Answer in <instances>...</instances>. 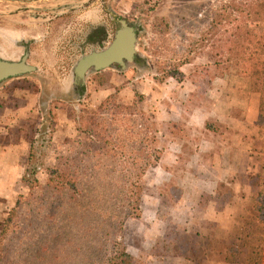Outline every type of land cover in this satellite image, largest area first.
Wrapping results in <instances>:
<instances>
[{
	"label": "rangeland",
	"instance_id": "1",
	"mask_svg": "<svg viewBox=\"0 0 264 264\" xmlns=\"http://www.w3.org/2000/svg\"><path fill=\"white\" fill-rule=\"evenodd\" d=\"M216 2L217 0L0 1V53L16 60L27 51L26 62L34 66L33 71L0 83V101L3 100L6 107L4 115L0 111L1 136L6 135L10 139L17 137L13 132L14 126L11 129L9 126L11 123H18L17 114H12V106L15 99L20 104L23 96L16 94L26 95L27 88H34L37 95L31 97L29 105L32 110L29 113L38 110L39 115L43 116L41 127L47 124L44 117L47 109L54 106L56 111L53 145L51 144L45 154V162L53 166L60 161L57 154L63 155L62 152L66 149L63 138L67 137L65 133L66 123L70 120L67 112L69 108L75 110L84 103L90 107L96 106L114 91L117 100L122 103L130 102L133 90L143 94L141 107L157 128L156 145L162 150V167L157 166L158 161L147 168L141 178L143 192L140 198V214L124 220L118 237L121 248L132 257L131 264H193L172 255L173 250L165 243L175 237L174 232L181 233L182 228L188 235L195 233L211 239L234 241L235 222L224 221V225L228 227L224 231L210 220L213 207L206 204L211 200V195L205 192L203 185L206 182L205 177L211 174L208 169L214 156L207 152L195 155L201 138L205 136V124V129L213 134L215 148L219 140H228L229 136H233L231 124L226 126L225 122L218 121L216 113L205 121L196 123L192 120L193 107L205 99H212L207 88L214 77L206 87L203 82L205 48L191 55L188 63L179 65L181 75L177 78L163 76V71L156 70L157 66L165 67V70L171 69L172 49L178 50L195 39L203 28L209 8L216 5ZM109 14L124 18L136 28V57L121 70L113 67L98 71L88 70L84 73L82 84L76 85L71 66L79 57L82 48L80 37L89 23L103 24L111 34L114 26L109 20ZM154 18H164L169 25L168 32L160 43L162 48L158 55H152L148 48L154 39L150 32V24ZM232 33L248 34L253 40L264 41V27L260 22L243 19L235 25H227L222 35ZM226 56V52L221 54L223 63L218 72L231 75L228 83L232 90L229 91L230 95L223 98L220 96L217 100L219 102H216L213 111L219 113L228 109V105L246 104L250 80L243 78L247 76L242 73L251 74L254 67L252 58L226 62ZM22 78L27 83L22 82ZM26 84L28 87H25ZM19 85H24L25 89L20 91L17 88ZM13 91L16 96L11 94ZM21 115L19 113V117ZM27 119L29 122L36 120L31 116ZM255 125H264L262 101ZM6 139L0 140V222L12 197L16 193H25L19 176L24 160L23 148L27 144L24 141H21L22 146L17 143L6 144L9 138ZM262 140L243 137L242 154L248 159L247 172L242 173V176L236 175V178L245 182L244 185H256L258 179L254 174L263 171L264 154H259L261 148L264 149ZM246 147H250L248 151L251 154L247 153ZM176 149L178 152H174ZM260 164L262 168L259 171L251 170L257 169ZM44 178L43 173L38 174L41 183ZM228 182L231 189L228 186L225 188L224 184H216L214 188V196L224 203L223 208L231 191H235L233 188L237 187L231 184L232 181ZM252 203L253 201L246 205L247 213H256L250 209ZM219 205L213 204L215 209L220 208ZM90 257L91 263L90 260L85 263L75 258L72 264H93V254ZM206 264L217 263L210 261Z\"/></svg>",
	"mask_w": 264,
	"mask_h": 264
},
{
	"label": "trees",
	"instance_id": "2",
	"mask_svg": "<svg viewBox=\"0 0 264 264\" xmlns=\"http://www.w3.org/2000/svg\"><path fill=\"white\" fill-rule=\"evenodd\" d=\"M243 19L260 22L264 27V0H217L195 39L178 50L172 49L171 69L157 66L156 70L177 78L181 75L179 65L188 63L191 55L205 48L206 87L223 63V52L227 54L226 62L252 58L249 91L256 92L264 102V41L253 40L248 34L222 35L227 25ZM168 29L164 18H154L150 24L154 39L148 48L152 55L159 54ZM23 87L17 88L21 91ZM26 91V95L11 93L23 96L20 104L15 99L14 108L37 95L34 88ZM114 92L96 106L84 103L75 110L68 109L70 120L66 123L67 137L63 138L66 149L63 155L57 154L60 161L53 166L45 162V154L53 145L54 106L44 116L47 127H41L43 116L35 109L9 125L10 129L14 126L17 137L0 135L1 141L9 138L6 144H28L19 176L25 193L12 197L0 222V264H72L75 258L91 263V254L93 264H131L132 257L121 248L118 237L124 220L139 216L141 178L160 160L162 150L156 145L157 128L141 107L143 94L133 90L130 102L122 103ZM3 104L0 101V106ZM29 116L36 118L35 122H29ZM40 173L45 175L42 183ZM254 175L258 181L251 187L250 209L256 213H247L239 220L233 242L188 235L182 228L181 233L174 232L175 237L165 242L173 250L172 255L193 264H264V164L262 173ZM228 184L225 188L231 189ZM211 202L220 204V208L210 205V220L221 226L227 218L224 203L216 196Z\"/></svg>",
	"mask_w": 264,
	"mask_h": 264
},
{
	"label": "crops",
	"instance_id": "3",
	"mask_svg": "<svg viewBox=\"0 0 264 264\" xmlns=\"http://www.w3.org/2000/svg\"><path fill=\"white\" fill-rule=\"evenodd\" d=\"M1 57L9 59L8 56H4L3 54L1 55ZM221 72L222 71L218 72L214 76V78L211 80L209 87L207 88V92L211 93L212 99H205V101L197 103L193 107L192 120L196 123L198 121H205L209 118L210 115L216 113V118L218 121L225 122L226 126L231 124V127L233 128V136H229L228 140H219L218 146L215 148V139L213 138V134L208 129H205L204 126L203 130H205V136L201 138L202 140L201 142H199L200 144H198L199 146H197L195 150V155L207 152V154L212 153L214 156L213 161L211 162L212 164L211 166H209V169L205 165V167L211 172V174L209 177H205L206 182L205 185H203V187L205 186V192L209 193L211 197H214V195H216V190L214 189L216 184H227V182L232 179V183H230L234 186H237L233 188L235 191L231 192L230 196L228 197V201L225 202V208H223V212L227 216L225 222H235V229L233 235V238H235L236 230L239 225V220L248 212L245 207L247 204H250L253 201H251V185L253 184H250V186L248 184L244 185L245 182H242L240 179L238 180V178H236V175L242 176V173L247 172L246 168L248 159L247 156L245 158L242 154V140L244 136H248L256 137L261 140L263 139L262 141L264 142V125L262 127L255 125V120L258 117V109L261 105V101L258 99V94L253 91H248V99L245 105L234 103L228 105V109H225L224 112L219 113L213 111L216 102H219L217 101L219 97L222 96L223 98L227 94L230 95L229 91L232 90L228 83L229 80L231 81V75H225ZM242 74H245L247 76L243 78H247V80H253V78L250 77L249 72ZM31 100L32 98L31 96H29L27 102H25L20 107L14 108V106H12V114L16 113L19 118V113L22 114L21 116H24L26 113H29L30 110H32V106L29 105V102ZM5 108L6 107L4 104L3 106H0V111L2 115L5 114ZM244 132H247L248 134H244ZM17 144H20L19 146H22V142ZM27 147L23 148V150L25 151ZM249 148L250 147H246V150L247 153L251 154V152L248 151ZM174 152H178L177 149ZM263 152L264 149L262 147L261 152L259 151V154L263 155ZM160 162L161 159L157 163V166L159 168L162 167ZM23 164H21L20 167H23ZM260 166L261 164L258 166L257 169L251 170L254 172L259 171L262 168H260ZM206 204L208 205V207L210 205H213L211 200ZM221 227L224 231L228 229V227L224 224L221 225ZM218 230L220 231L219 228ZM224 241L229 243L232 242V240L227 241L226 239Z\"/></svg>",
	"mask_w": 264,
	"mask_h": 264
},
{
	"label": "water",
	"instance_id": "4",
	"mask_svg": "<svg viewBox=\"0 0 264 264\" xmlns=\"http://www.w3.org/2000/svg\"><path fill=\"white\" fill-rule=\"evenodd\" d=\"M0 1H33V0H0ZM117 27L109 44L97 52L82 56L73 67L74 81L80 84L84 71L92 66L94 70L102 69L109 64L121 66L131 61L134 54L135 31L128 26L124 19H117ZM26 54L18 61L0 59V82L6 78L21 75L34 69L33 65L25 62Z\"/></svg>",
	"mask_w": 264,
	"mask_h": 264
},
{
	"label": "flooded vegetation",
	"instance_id": "5",
	"mask_svg": "<svg viewBox=\"0 0 264 264\" xmlns=\"http://www.w3.org/2000/svg\"><path fill=\"white\" fill-rule=\"evenodd\" d=\"M117 19H124V18H122V17H120L118 15H115V14H109V20L113 23V26H114V29L111 31V34L108 32L109 29L103 24H100V23L90 24L89 23V24L86 25V30H85V32H83V35H81V37H80L81 38L80 45L82 46V48L80 50L79 57L76 59L75 63L71 66L73 75H74L73 67L75 66L77 61L82 56H84V55H86V54H88L90 52L101 51L102 49H104L109 44L110 40L112 39L113 33H114V31H115V29L117 27V22H116ZM125 22L127 23L128 26H130V27H132L134 29V31H135V40H136V28L133 27L128 21L125 20ZM109 36H110V39H108ZM86 48H87V50H86ZM134 50H135V43H134ZM24 53L26 54L25 58L27 59V55H28L27 51H24ZM24 53L16 60L11 59V58H9V59L8 58H2L1 57L2 54L0 53V59L9 60V61H18V60L21 59V57L24 55ZM135 57H136V54H135V51H134L133 59L131 61H126L123 66H121V65H119L117 63H112V64H109L106 67H113V68H116L118 70H121V69L126 67L127 63L132 62L135 59ZM26 59H25V62H26ZM88 70H94V69H93L92 66H89L84 71V73L86 71H88ZM99 70H101V69H99ZM94 71H98V70H94ZM26 73H28V72H26ZM84 73H83V77H84ZM23 74H25V73H23ZM18 76H20V75H18ZM14 77H16V76H14ZM9 78H11V77H9ZM6 79H8V78H6ZM6 79H4V80H6ZM4 80H2V81H4ZM82 82H83V78H82V81H81L80 84H76V83L75 84L80 86L82 84Z\"/></svg>",
	"mask_w": 264,
	"mask_h": 264
}]
</instances>
